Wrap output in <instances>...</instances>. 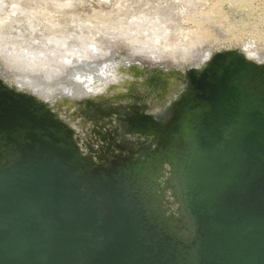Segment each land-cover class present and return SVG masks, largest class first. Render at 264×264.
Segmentation results:
<instances>
[{"label": "water", "instance_id": "95a60500", "mask_svg": "<svg viewBox=\"0 0 264 264\" xmlns=\"http://www.w3.org/2000/svg\"><path fill=\"white\" fill-rule=\"evenodd\" d=\"M179 71L159 112L78 101L81 136L0 76V264H264V62Z\"/></svg>", "mask_w": 264, "mask_h": 264}, {"label": "rangeland", "instance_id": "374dc122", "mask_svg": "<svg viewBox=\"0 0 264 264\" xmlns=\"http://www.w3.org/2000/svg\"><path fill=\"white\" fill-rule=\"evenodd\" d=\"M201 44L205 54H245L246 44L264 53V0H0V76L66 120L78 101L123 92L148 70L199 67L189 59ZM30 54L48 62L25 66Z\"/></svg>", "mask_w": 264, "mask_h": 264}, {"label": "bare ground", "instance_id": "6f19581e", "mask_svg": "<svg viewBox=\"0 0 264 264\" xmlns=\"http://www.w3.org/2000/svg\"><path fill=\"white\" fill-rule=\"evenodd\" d=\"M237 6H238V4H237ZM234 41H235V38H234ZM196 44H200V43L197 42V41L192 43L193 46L198 47V45H196ZM239 44L240 43H238L237 45H239ZM201 46H204V44L203 45L201 44ZM208 48H210V47L209 46H204V48H202L199 52H196L194 57L192 55V57L189 59V64L199 65V64L205 62L210 56V53L205 54V51ZM245 55L248 58L253 59L254 61L264 62V53L256 50L255 48H252V46L249 45V44L245 45ZM21 57H23V56H21ZM46 59H48V58L46 57ZM46 59H44V61H43V60L38 59L37 55L36 56L35 55L32 56L30 54L28 56V60L25 59V61H26V65L25 66H27V65L30 66V64H38V61H41L42 62L41 64L45 65L48 62V61L47 62L45 61ZM63 64H65V65L64 66L63 65H57V66L60 69H64V68L65 69H69V68L73 67V64H72L71 60L67 61L66 63H63ZM143 68L146 69L144 66H143ZM74 70H76V69L74 68ZM143 71L145 72L147 70H143ZM147 72H148L147 75H145V76H143L142 78H139V79L137 78V80H136L137 82L135 80H133L132 83L127 87V90H125L123 92L116 93L115 95H112V96H107V97H110V98H107V100H105L104 98H102V99L105 100L104 101L105 103L110 104L112 101H119L121 96L128 95V98H126L125 100L130 101L132 99V97L130 96L129 93H132V94L140 93V94L144 95L145 101L149 105V109L148 110L154 113V112H156L154 109H156V107H159V110H157V112H159L160 111V107L163 105V103L166 102L167 100H169V99H167V97L170 98L171 95L173 94V92L177 93V92H179L181 90V86H182L181 76H177L176 72H169L168 73V72H162V71H158V70H154V71H149L148 70ZM179 72H181V71H179ZM169 74H171V75H169ZM181 75H182V73H181ZM171 76H173V81H169V79H168V77H171ZM18 83H20V82H18ZM88 85H89L88 88L92 91L93 94H95V91L97 89H100V91L103 90L101 86H99L98 88L97 87H93L95 85L91 84V82H89ZM17 86H19V89L21 88V84H18ZM34 89H36V87ZM38 91H40V89ZM100 99L101 98H98V101H100ZM108 99H110V100H108ZM166 103H168V102H166ZM54 109L56 111H58L55 107H54ZM70 115H71L70 116L71 120H74V119L77 120V122L79 124V127L81 128L80 129L81 133L87 129L85 127L86 125L87 126L90 125V123H86V120H84V116L80 115V117H77L79 115L77 107H75L74 111ZM87 133H88L87 135L89 136V131H87ZM81 141L83 142L82 139H81Z\"/></svg>", "mask_w": 264, "mask_h": 264}, {"label": "flooded vegetation", "instance_id": "af4514ba", "mask_svg": "<svg viewBox=\"0 0 264 264\" xmlns=\"http://www.w3.org/2000/svg\"><path fill=\"white\" fill-rule=\"evenodd\" d=\"M2 80H3V79H2ZM3 81H4V80H3ZM4 83H5V84H7V85H9V84H8V83H6L5 81H4Z\"/></svg>", "mask_w": 264, "mask_h": 264}]
</instances>
